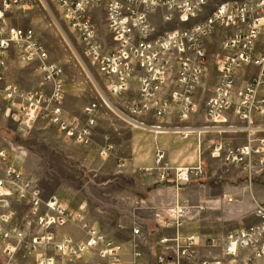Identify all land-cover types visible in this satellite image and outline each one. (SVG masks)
<instances>
[{"label":"built area","instance_id":"obj_1","mask_svg":"<svg viewBox=\"0 0 264 264\" xmlns=\"http://www.w3.org/2000/svg\"><path fill=\"white\" fill-rule=\"evenodd\" d=\"M45 1L60 8L84 57L104 80L108 97L84 104L83 119L69 118L63 68L50 60L33 28L5 22L7 10L30 1L0 0V101L19 130L39 119L85 148L93 147L99 119L110 114L130 128L172 131L182 138L246 132L244 144H218L213 156L238 165L249 180L256 168H264V134L255 135L264 128L253 123L264 119V0ZM10 51L27 65L37 64L41 80L36 89L6 82ZM201 108L203 123H197ZM234 119L247 124L237 126ZM20 149H1L0 161L14 152L20 158ZM93 149L107 159L113 147L106 143ZM200 156L199 149L191 167H170L164 151L156 149L154 167L142 172L158 170L178 188L204 175ZM18 207L24 208L23 215ZM253 217L255 224L209 238L206 248L221 249L234 264H264V207L255 203ZM71 225L82 238L64 231ZM129 235L132 258L139 260L146 235L140 225H133ZM0 240L3 253L24 248L35 264H72L90 252L106 264H122L121 243L107 238L82 211L71 213L56 195L43 198L36 181L7 162L0 176ZM196 245L189 236L172 255H157L154 264H205Z\"/></svg>","mask_w":264,"mask_h":264},{"label":"rangeland","instance_id":"obj_2","mask_svg":"<svg viewBox=\"0 0 264 264\" xmlns=\"http://www.w3.org/2000/svg\"><path fill=\"white\" fill-rule=\"evenodd\" d=\"M29 1V5H18L7 10L5 22L8 25L35 30L47 49L50 60L63 68L65 111L69 118L75 116L83 119L81 109L84 104L95 101L99 96L108 97L104 89V80L84 57L82 45L65 21L60 8L50 1ZM99 28L102 31L100 24ZM213 50L211 52H214ZM12 64L13 75L20 76V72L23 73L17 80L19 82L16 81L21 87L26 90H34L38 87L41 76L37 71L36 63L32 66L27 65L15 56ZM4 109L5 104L0 101V150L9 151L14 147L21 148L17 151L21 154L20 158L16 152L10 153L6 162L19 169L24 176L33 178L43 198L56 195L71 213L82 211L90 223L95 224L107 238L118 243L129 238V231L133 225H140L147 241L149 240L146 231L150 227L152 217L157 214V207L174 204V190L177 188L174 184L166 182L160 171L152 170L126 175L120 167L113 170L115 171L113 175H99L97 172L104 168L105 164L102 160L105 159H98L92 150H94L93 147L105 146L108 143L107 138L103 137L108 134V127L105 126L102 129L96 126L93 147L85 148L59 136L52 125L39 119L27 123V126L19 130L18 121L13 120L11 116H5ZM199 114L195 120L197 123H203L202 108ZM104 117L106 119L104 123L112 124L116 133H125V130L118 128V125L123 123L121 120L111 114ZM22 120L25 121L26 117ZM233 123L237 126L247 124L237 119H234ZM253 123L257 127L264 128V119H254ZM109 130L113 128L109 126ZM261 134H264V130L255 131V135ZM206 135H212L218 140L213 142L214 146L218 144L236 146L228 143L229 140L237 138L236 142H238V138L242 136L244 139L242 144H244L247 134L246 132H206L201 142ZM180 138L186 139L181 136ZM219 139L227 141H219ZM198 141L200 144L199 139ZM213 145L209 154L211 157L209 166L207 167L203 161L204 175L205 172L212 170L243 171L234 163L227 164L221 158L214 157ZM200 157H202V152ZM213 158L220 160L221 167L213 162ZM164 160L166 161L165 153ZM6 162L0 161V176ZM246 187L248 199L253 204V215L255 203L264 207V168H256L252 172L250 180L247 179ZM18 212L23 215L24 208L18 207ZM67 228L77 232V238H82L83 235L78 232V229L72 225ZM3 247L4 244L0 240V264H35L34 255H28L24 248L17 250L14 255H7L3 253ZM163 248L164 251L170 250V255L176 250L175 245L163 246ZM121 253L122 264H138V259L132 258L131 249H124L122 244ZM226 258L234 263L230 257L226 256ZM83 263L106 264L105 261H100L93 252L83 255L80 260L72 264Z\"/></svg>","mask_w":264,"mask_h":264},{"label":"crops","instance_id":"obj_3","mask_svg":"<svg viewBox=\"0 0 264 264\" xmlns=\"http://www.w3.org/2000/svg\"><path fill=\"white\" fill-rule=\"evenodd\" d=\"M15 56L14 51H10L7 55L5 77L6 82L20 86L17 80L23 73L19 71L20 76L12 74V62ZM198 115L200 114L197 113L196 116ZM99 120L97 123L99 128L108 127V134L103 137H106L108 144L113 147L105 160L99 158L98 153L92 150L105 164L102 171L97 172L99 175H113L115 172L113 170L120 167L126 175L152 168L156 149L164 151L170 167H189L195 165L200 148L202 159L208 167L211 161L209 156L211 147L213 142L218 141L212 135H206L199 144L195 135L181 139L178 133L172 131L155 134L147 129L130 128L124 123H120L118 128L125 130V133H116L112 124L104 123L105 117ZM109 126L113 130L110 131ZM239 138L238 142H236L237 138H233L228 143L242 144L244 139L242 136ZM219 141L227 140L219 139ZM212 160L221 167L222 163L219 159ZM246 185L247 176L244 171L212 170L205 172L201 179L192 180L189 184L176 188L174 204L157 207V214L152 217L150 227L146 231L149 240L142 247V256L138 264H153L156 256L164 252L163 246L181 244L189 236H193L198 241L195 251L203 256L200 258L201 261L208 264H234L227 260L226 254L220 249H208L205 245L209 238L220 236L229 229L256 223L257 220L252 215L253 204L248 199ZM171 194L173 195V191ZM64 231L70 232L72 229L66 228ZM161 239L166 241L161 244ZM121 244L124 245V249H131L129 238ZM164 253L170 255L171 251L167 249Z\"/></svg>","mask_w":264,"mask_h":264}]
</instances>
